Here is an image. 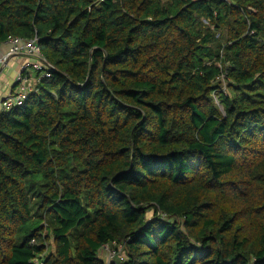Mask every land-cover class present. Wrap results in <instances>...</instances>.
I'll return each mask as SVG.
<instances>
[{
    "label": "trees",
    "instance_id": "obj_1",
    "mask_svg": "<svg viewBox=\"0 0 264 264\" xmlns=\"http://www.w3.org/2000/svg\"><path fill=\"white\" fill-rule=\"evenodd\" d=\"M13 37L54 70L0 101V264H264V0H0Z\"/></svg>",
    "mask_w": 264,
    "mask_h": 264
},
{
    "label": "built area",
    "instance_id": "obj_2",
    "mask_svg": "<svg viewBox=\"0 0 264 264\" xmlns=\"http://www.w3.org/2000/svg\"><path fill=\"white\" fill-rule=\"evenodd\" d=\"M37 41L38 37L29 39L13 37L11 38V41H6V44H9V48L5 52H2L0 49V69L6 67L10 59L14 56L23 55L30 60V63L23 66L22 72L17 77V82L20 84L17 89V93L9 95L2 104V106L6 109H10L15 105H22L29 93L34 90V86L30 83V76L22 75L27 67H34L36 70L41 72V76L46 77H49L50 73L54 70L53 65L49 63L42 54ZM122 250V245H120V250L108 244L104 245L101 251H107L105 259L106 264H112L117 257L124 260L125 257L121 255ZM35 264H44V262L42 259L36 258Z\"/></svg>",
    "mask_w": 264,
    "mask_h": 264
},
{
    "label": "crops",
    "instance_id": "obj_3",
    "mask_svg": "<svg viewBox=\"0 0 264 264\" xmlns=\"http://www.w3.org/2000/svg\"><path fill=\"white\" fill-rule=\"evenodd\" d=\"M9 48V44L3 43L0 46L2 52ZM30 63V60L23 55L14 56L10 59L7 66L0 69V101L9 96L15 86L16 78L23 70V66ZM10 88V90H8Z\"/></svg>",
    "mask_w": 264,
    "mask_h": 264
},
{
    "label": "rangeland",
    "instance_id": "obj_4",
    "mask_svg": "<svg viewBox=\"0 0 264 264\" xmlns=\"http://www.w3.org/2000/svg\"><path fill=\"white\" fill-rule=\"evenodd\" d=\"M8 41H11V39L10 40H8ZM18 77V76H17ZM8 90H10V88L8 89ZM217 102V107L222 111V106H220L219 105V103H218V101H216ZM121 255H123L124 257H126V255H127V253H126V251H125V249L123 248V250H122V254ZM100 256H101V258H103V259H106V256H107V251H101L100 252ZM116 259V258H115Z\"/></svg>",
    "mask_w": 264,
    "mask_h": 264
}]
</instances>
